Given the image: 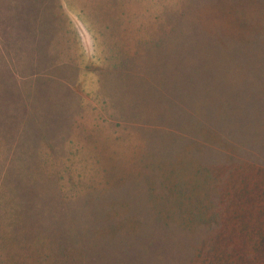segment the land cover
Here are the masks:
<instances>
[{"label": "rangeland", "instance_id": "374dc122", "mask_svg": "<svg viewBox=\"0 0 264 264\" xmlns=\"http://www.w3.org/2000/svg\"><path fill=\"white\" fill-rule=\"evenodd\" d=\"M0 264H264V0H0Z\"/></svg>", "mask_w": 264, "mask_h": 264}, {"label": "crops", "instance_id": "0c3cea01", "mask_svg": "<svg viewBox=\"0 0 264 264\" xmlns=\"http://www.w3.org/2000/svg\"><path fill=\"white\" fill-rule=\"evenodd\" d=\"M84 19H86V18H84ZM122 37L125 38V35L123 34Z\"/></svg>", "mask_w": 264, "mask_h": 264}]
</instances>
